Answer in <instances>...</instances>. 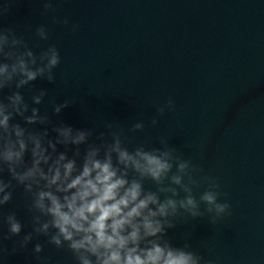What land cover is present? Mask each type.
<instances>
[{
    "label": "water",
    "instance_id": "95a60500",
    "mask_svg": "<svg viewBox=\"0 0 264 264\" xmlns=\"http://www.w3.org/2000/svg\"><path fill=\"white\" fill-rule=\"evenodd\" d=\"M0 5L10 9L4 26L18 27L34 52L53 44L60 52L57 82L37 79L29 86L47 91L41 105H31L32 93L21 90L31 106L47 112L53 125L94 128L96 134L105 131V122L127 128L143 120L147 127L129 133V148L159 147L157 137H168L184 158L219 178L227 193L222 199L232 205L233 215L217 227L206 218L178 222L168 230L173 245L187 241L219 264H264V0H56L57 15L69 18L67 27L41 16L39 0ZM72 23L79 25L75 34ZM39 24L49 28L50 39L36 48ZM69 98L75 103L54 115L49 101ZM169 98L175 111L151 127L155 106ZM15 122L23 125L19 117ZM9 212L24 227L20 236L3 241L8 252L0 264H38L32 253L37 242L51 264H74L70 253L57 251L43 236L12 253L15 241L32 231L22 188L4 206V215ZM7 231L0 225V233Z\"/></svg>",
    "mask_w": 264,
    "mask_h": 264
},
{
    "label": "clouds",
    "instance_id": "9594fccd",
    "mask_svg": "<svg viewBox=\"0 0 264 264\" xmlns=\"http://www.w3.org/2000/svg\"><path fill=\"white\" fill-rule=\"evenodd\" d=\"M39 3L41 16L69 25L67 16L57 15L56 0ZM9 12L0 5V94L9 91L0 98V225L8 230L7 235L0 233V255L8 252L3 241L20 236L24 227L15 212L3 213L19 187L32 231L15 241L12 253L43 236L57 251L70 253L74 264H219L193 251L187 241L178 247L168 238V230L180 221L206 218L217 227L233 215L231 203L222 199L227 193L221 191L219 178L184 158L164 135L157 137L159 147L129 148V133L143 132V120L127 128L105 122V131L98 134L94 128L53 125L47 112L31 106L41 105L47 91L29 86L37 79L57 82L60 52L54 44L41 48L50 39L44 24L33 30L34 47L41 48L34 52L18 27L4 26ZM78 29L71 24L73 34ZM25 88L32 93L31 105L22 94ZM49 103L58 116L75 98ZM175 107L171 98L155 106L151 127ZM17 117L23 125L15 122ZM146 182L153 187L146 188ZM44 247L35 243L34 258L38 264H51L40 256Z\"/></svg>",
    "mask_w": 264,
    "mask_h": 264
}]
</instances>
